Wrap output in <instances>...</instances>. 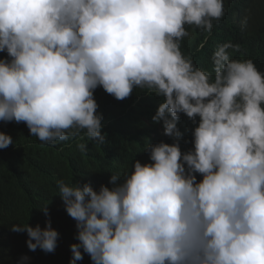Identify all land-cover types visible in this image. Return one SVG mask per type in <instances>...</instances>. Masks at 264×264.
<instances>
[{
    "label": "clouds",
    "instance_id": "9594fccd",
    "mask_svg": "<svg viewBox=\"0 0 264 264\" xmlns=\"http://www.w3.org/2000/svg\"><path fill=\"white\" fill-rule=\"evenodd\" d=\"M224 13V0H0V121L47 144L80 132L103 144L94 92L124 101L140 89L172 140L146 138L149 162L111 174V187L57 181L78 241L69 264H264V72L231 58V42L211 72L181 51L186 26L211 32ZM12 144L0 132V150ZM10 231L30 251L57 247L50 220Z\"/></svg>",
    "mask_w": 264,
    "mask_h": 264
},
{
    "label": "trees",
    "instance_id": "16d2710c",
    "mask_svg": "<svg viewBox=\"0 0 264 264\" xmlns=\"http://www.w3.org/2000/svg\"><path fill=\"white\" fill-rule=\"evenodd\" d=\"M224 9L223 18L213 21L211 32L186 26L189 36L181 42L182 53L195 66L211 72L212 53L218 45L231 42L240 45L238 51L229 50L231 58L251 59L264 72V0H224ZM4 56L0 53V58ZM94 97L104 118L103 144L89 140L84 132L67 141L47 144L31 136L23 122L0 121V132L13 140L7 149L0 150V264H18L22 256L29 258L26 264H69L70 246L78 241L74 238L75 221L64 210L57 181L90 184L94 190L101 185L111 187V174L122 177L135 159L142 164L149 162L148 154L143 153L149 142L146 138L152 143H172L163 136L162 122L152 124L151 117L159 103L156 97L136 89L130 98L117 101L102 88H97ZM178 127L185 139H190L185 128L192 125L183 115ZM79 144H86L87 150L81 152ZM189 148L190 143H181L182 151ZM200 179L198 175L197 180ZM45 207L47 215L42 211ZM48 220L59 233L53 253L30 251L27 234L10 231L13 224L44 228ZM76 264L92 262L84 254V259Z\"/></svg>",
    "mask_w": 264,
    "mask_h": 264
}]
</instances>
